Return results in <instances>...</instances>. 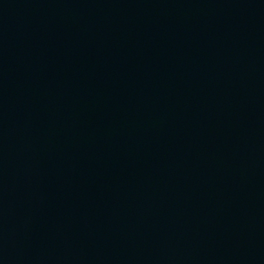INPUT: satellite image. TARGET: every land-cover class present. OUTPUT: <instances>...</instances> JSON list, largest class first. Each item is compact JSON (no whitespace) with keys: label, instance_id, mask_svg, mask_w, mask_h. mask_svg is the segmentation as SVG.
Returning a JSON list of instances; mask_svg holds the SVG:
<instances>
[{"label":"water","instance_id":"1","mask_svg":"<svg viewBox=\"0 0 264 264\" xmlns=\"http://www.w3.org/2000/svg\"><path fill=\"white\" fill-rule=\"evenodd\" d=\"M0 86L221 264H264V0H0Z\"/></svg>","mask_w":264,"mask_h":264}]
</instances>
